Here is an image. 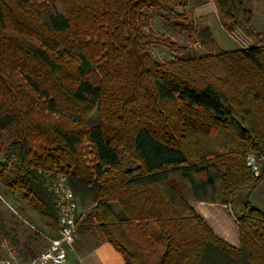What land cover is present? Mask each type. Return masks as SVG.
Segmentation results:
<instances>
[{
  "label": "trees",
  "instance_id": "trees-1",
  "mask_svg": "<svg viewBox=\"0 0 264 264\" xmlns=\"http://www.w3.org/2000/svg\"><path fill=\"white\" fill-rule=\"evenodd\" d=\"M213 1L246 44L189 57L149 24L155 12L186 25L170 0H0L1 185L55 229L44 172L65 173L75 195L92 191L81 228L125 264H264V211L249 197L234 212L239 247L189 204L232 206L264 175L245 166L264 156V32L245 0ZM189 28L215 49L206 24Z\"/></svg>",
  "mask_w": 264,
  "mask_h": 264
},
{
  "label": "rangeland",
  "instance_id": "rangeland-1",
  "mask_svg": "<svg viewBox=\"0 0 264 264\" xmlns=\"http://www.w3.org/2000/svg\"><path fill=\"white\" fill-rule=\"evenodd\" d=\"M245 3L252 10L255 29L264 32V0H245ZM170 6L177 12L184 11L186 13V25L173 27L155 12L152 13L149 24L153 30L169 34L178 43L186 45L189 57L203 55L210 51H221L222 46H229L230 48L237 44L235 40L229 39L226 34L219 35L216 33L219 47L215 46V49L213 46L199 44V41L194 38L189 24L192 25L193 29L203 27L205 16L215 8L213 0H170ZM147 50L157 59H170L175 56V54L161 46L152 45ZM91 119L94 122L95 113L91 115ZM87 160L88 163H91L92 157H87ZM91 195L92 191L83 198L78 194L75 195L78 202V211L84 213L76 237L82 236L87 239V247L97 240L96 236L84 232V229L81 228V223L87 220L86 214L92 205ZM248 197L254 207L264 211L263 205H258L259 200L264 201V175L259 183L249 184L236 194L233 199L235 212H237V207H241ZM39 221L38 215L18 193L10 192L0 183V264H15V260L24 263L45 248L47 239L41 234H37L39 232L36 227L39 226ZM66 249L69 251V246Z\"/></svg>",
  "mask_w": 264,
  "mask_h": 264
},
{
  "label": "crops",
  "instance_id": "crops-1",
  "mask_svg": "<svg viewBox=\"0 0 264 264\" xmlns=\"http://www.w3.org/2000/svg\"><path fill=\"white\" fill-rule=\"evenodd\" d=\"M204 22L210 29L216 46L219 47L216 33L219 35L226 34L229 39L237 42L235 46L230 48L229 46H222V51L236 50L244 47L242 42L232 36L222 26L216 5L214 10L205 16ZM258 203V205H263L264 207L263 200H259ZM189 204L219 238L234 247H239V232L234 218L235 211L233 205L195 199L189 200ZM241 207H237V212L241 210ZM36 229L39 234L48 239L49 236L55 234L56 228L51 229L39 221V226ZM96 239L93 244L87 247V239L82 236L75 237V242L69 246L67 258L63 264H125L122 255L108 241L100 238Z\"/></svg>",
  "mask_w": 264,
  "mask_h": 264
},
{
  "label": "built area",
  "instance_id": "built-area-1",
  "mask_svg": "<svg viewBox=\"0 0 264 264\" xmlns=\"http://www.w3.org/2000/svg\"><path fill=\"white\" fill-rule=\"evenodd\" d=\"M245 166L254 177L264 171V156L248 153ZM45 184L54 195L57 213L55 234L49 236L45 248L32 256L28 261L15 260V264H63L67 258V246L75 242L78 226L83 212L78 211L76 196L68 183L65 173L47 170L44 172Z\"/></svg>",
  "mask_w": 264,
  "mask_h": 264
}]
</instances>
